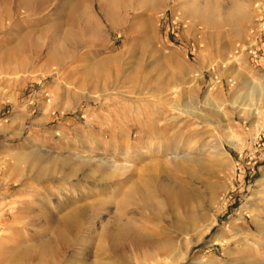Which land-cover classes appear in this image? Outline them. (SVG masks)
Listing matches in <instances>:
<instances>
[{
    "label": "rangeland",
    "instance_id": "obj_1",
    "mask_svg": "<svg viewBox=\"0 0 264 264\" xmlns=\"http://www.w3.org/2000/svg\"><path fill=\"white\" fill-rule=\"evenodd\" d=\"M19 1L0 0V255L144 264L145 243L169 241L181 226L176 264L264 260L254 244L264 242V0H239L245 16L217 31L192 20L189 0H153L134 21L141 0L109 17L104 0H46L40 14ZM236 1L220 0L225 11ZM144 20V37L129 36ZM56 25L58 39L42 34ZM193 144L206 149L200 167L164 164L166 148ZM138 151L134 169L112 172L121 154L132 161ZM151 175L193 196L175 203L159 193L161 205L139 213V196L130 200ZM74 207L84 229L65 242L61 222ZM132 217L149 229L142 251L127 233Z\"/></svg>",
    "mask_w": 264,
    "mask_h": 264
},
{
    "label": "bare ground",
    "instance_id": "obj_2",
    "mask_svg": "<svg viewBox=\"0 0 264 264\" xmlns=\"http://www.w3.org/2000/svg\"><path fill=\"white\" fill-rule=\"evenodd\" d=\"M31 1L35 2V7H29L30 8L29 11L32 12L33 14L42 13V11L44 9V2L46 0H31ZM104 1H105L104 9H105V13H106V15L108 17L111 16L112 11H114L113 10L114 8L125 9V7H126L125 6L126 0H104ZM203 1H204L203 3H199V0H193V1L189 0L188 3L189 2L190 3L187 4L188 5L187 6V12L189 13V15H191V18H192V20L194 22H197L199 24L204 25L205 28H207V29H211V30H216L217 31L218 29H220L224 25H226V23H228L230 21H233L235 19V17H237L239 15L241 17H243V15L245 16V14H244V12H245L244 9L245 8H244V6L242 4L243 1L240 2L239 0H237L233 4V6H231L232 8H230L229 11L228 10L225 11L226 9L223 6L224 4H222L220 2V0H203ZM153 2H154L153 0H141L140 2H138L137 6L133 7V9H134V11H136V13H135V16L132 18V20L133 19L135 20L136 18H140L139 17L140 13H144V12L147 13V11H150L153 8ZM26 3H27V0H20L19 1V4L23 5V6H25V5L27 6ZM78 9H79V7H77V13H78ZM148 9H150V10H148ZM126 12H129V11H126ZM245 13H247V12H245ZM130 15H131L130 12L127 13V16H130ZM83 17H84L85 22L87 24H90L95 29H98L97 22L94 19L93 15L90 14V12L84 11L83 12ZM192 20H191V22H192ZM42 25H43V23H42ZM144 26H147L145 24V20L142 21L139 24L137 23L136 26H132L131 34L129 36H131L134 33H136L141 38L144 37V33H143ZM199 26H201V25H199ZM128 27H130V26H128ZM60 28L61 27L59 25L51 26L49 28V29H51L50 31L46 29V31H44L42 34H46V36L48 38L49 37L48 34H50V32H51V34H50L51 36L50 37L51 38H55V40H56V37L58 39V37L60 36V35H57V33H56V32L61 33L60 32V30H61ZM52 30H53V33H52ZM125 31H126V29H125ZM205 31H206V29H205ZM145 36H146V34H145ZM41 38L42 37L40 36V37H37L36 40H34L33 45H34L35 49L38 47V43L41 40ZM59 43H60V48H61V46L63 48V45H64V44L62 45L63 42H59ZM50 46L49 45L47 46V51H48L47 58H48V60H51V58H52L51 49H53V48H50ZM56 50H57V47H56ZM60 53H61V51H60ZM263 89H264V86H263ZM252 116L255 117L256 114L252 113ZM257 136H258V133H256L254 137L256 138ZM82 139H83V137H82ZM237 141L238 140L235 139V140H229L228 142H229L230 146H232V147H234L236 149H241L242 147L237 144L238 143ZM203 148L204 147H201V146L196 147V145L194 146V144L193 145H186L182 149H176V150H172L171 148H166L165 149V159H166V161L164 162V164H166V165L170 164V165L174 166L175 169H178L179 167H182L185 162L189 163V164H197V166L199 165V167H200V164H202V162L204 160V155H206V151H205L206 149L204 150ZM150 153H152V152H150ZM216 154L218 156H220V157L221 156L223 157V154H221L219 152H217ZM77 156L78 155H76L75 157H77ZM127 156L128 155H126V154H121L120 155L121 160L119 162L116 161L115 165H112L113 163L110 164V165L113 166V167L111 166L113 168L112 172H114V173H121V172H124V171L130 172L131 169H134V161L139 160L141 158L142 152H139V151L136 152L135 155H134V158L132 159V161H129L130 159ZM90 157H89V160H91ZM77 158H79V157H77ZM86 162H87V160H86ZM155 162H157V161H155ZM90 163H91V161H90ZM161 163H163V161ZM158 165L159 164H154V165H152V167L150 166V170L149 171H151L153 173H157L158 172L157 169L159 167ZM206 165H208V164H206ZM143 167H145V166H143ZM109 168H110V166H109ZM191 177H194V176L191 175ZM149 180L150 181L147 182L146 185L143 188H140L139 190H134V194L131 197L130 202L135 204L137 195L139 196L138 199H140V201H138L139 205H137V206H139L138 207V212H139V210H143L144 211L145 209L149 210V209L158 208L161 205V203L157 201L159 193L161 194L162 197H165L168 200H174L175 203L184 202L185 200H187V199H189L190 197L193 196L191 188H189L187 186H186L185 190H180V191H178L176 193L175 190H173V188H172V186L170 184L161 182L159 180L158 176L151 175ZM141 201L143 202V206L140 203ZM14 213H16V212H14ZM20 215L22 216V214H20ZM48 215L47 216L44 215V219H45V221L47 223H48V221L51 222V219H52V217L48 216ZM123 215H125V214L121 213L120 217H122ZM13 219H14V217H13ZM15 220H17V218ZM95 220H98V217H96L93 221L95 222ZM119 221H121V218H119ZM127 223H128L127 224V233L133 235V238L136 241L137 247L139 248L140 251H142L143 250L142 249L143 248V244H142L143 238L147 235V232H148L149 229L146 226L141 225L140 222L134 217L128 219ZM193 223H194V220H191L189 222V225H193ZM257 223L259 224L260 231L262 232V234H264V224H262L259 221ZM84 225H85V218H84L83 212L81 211V208L74 207L69 212H68V209H67V213H65L63 221L61 222L62 228L59 231V237L62 240H64L65 242H68V235L67 234H70L71 231H74V232H77L79 234V236H80L82 234V232H83ZM186 230H187V228L179 226V230L175 231V233L177 234V236L180 237L183 233L186 232ZM177 236L175 235L174 238H172L169 241H159V242H156L154 244H146L145 243L144 246L147 248V250L149 252L148 251H142V253L144 254V258H146L147 255H150V258H148L144 264H176L177 260L175 258V242L178 239ZM255 241L256 242L254 244L258 247V250L256 249L257 250L256 254L258 256H259V254H264V242L261 239H257ZM76 253H78V252H76ZM169 260H171V262ZM172 260H174V261H172ZM0 264H29V263H28V260H27L26 257H23L20 254L16 255L9 248V250H7V252H5L4 255H2V254L0 255ZM243 264H264V260L261 259V257H260L259 260L253 261V263H245L244 262Z\"/></svg>",
    "mask_w": 264,
    "mask_h": 264
}]
</instances>
